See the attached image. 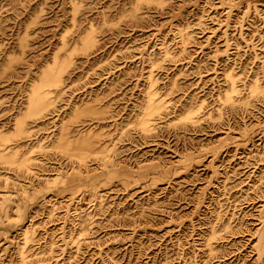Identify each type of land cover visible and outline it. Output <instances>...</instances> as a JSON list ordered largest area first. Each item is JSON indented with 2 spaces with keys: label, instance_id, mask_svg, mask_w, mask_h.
<instances>
[{
  "label": "rangeland",
  "instance_id": "obj_1",
  "mask_svg": "<svg viewBox=\"0 0 264 264\" xmlns=\"http://www.w3.org/2000/svg\"><path fill=\"white\" fill-rule=\"evenodd\" d=\"M0 136V264H264V0H0Z\"/></svg>",
  "mask_w": 264,
  "mask_h": 264
},
{
  "label": "bare ground",
  "instance_id": "obj_2",
  "mask_svg": "<svg viewBox=\"0 0 264 264\" xmlns=\"http://www.w3.org/2000/svg\"><path fill=\"white\" fill-rule=\"evenodd\" d=\"M160 1H163V0H160ZM224 1V0H223ZM222 2V1H221ZM224 3V2H223ZM91 40H93V37L91 35V33L88 35V37L86 38V41L90 42ZM68 63V62H67ZM50 69V68H49ZM45 72V70H44ZM227 77L229 79V82H230V92H237L238 91V88L235 84V77H233V75L231 74H227ZM61 89V88H60ZM262 89L260 88V86L257 84V82L255 81L253 83V85L251 86V94L252 93H255V92H260ZM148 95V98H147V106L145 107V109L143 110V113L142 115L139 117V123H140V126L147 130V129H150V126H151V122H150V115L155 112L156 110L159 109V106L157 105V98L155 97V92L152 91L151 89L148 91L147 93ZM233 97H231V95L227 96L226 100L227 102L228 101H231ZM41 102L45 103V104H48L50 103V100H49V96L48 94L44 93L43 96L41 97ZM67 133V132H66ZM68 135V134H67ZM0 139H2V137L0 136ZM64 139L63 136H61L59 138V141L61 142L62 140ZM84 137L82 136V138H79L76 142H84ZM70 140H68L67 142H69ZM2 143H0L1 145ZM4 150V151H2ZM0 150V156H4L5 154H12L10 152H7L5 149H2ZM94 150V149H92Z\"/></svg>",
  "mask_w": 264,
  "mask_h": 264
}]
</instances>
